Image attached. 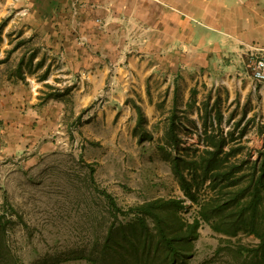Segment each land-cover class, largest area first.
<instances>
[{
	"label": "crops",
	"instance_id": "crops-1",
	"mask_svg": "<svg viewBox=\"0 0 264 264\" xmlns=\"http://www.w3.org/2000/svg\"><path fill=\"white\" fill-rule=\"evenodd\" d=\"M254 49L264 0H0V194L7 169L62 147H84L123 190L147 139L138 107L148 121L196 119L184 112L196 87L248 73Z\"/></svg>",
	"mask_w": 264,
	"mask_h": 264
},
{
	"label": "rangeland",
	"instance_id": "rangeland-1",
	"mask_svg": "<svg viewBox=\"0 0 264 264\" xmlns=\"http://www.w3.org/2000/svg\"><path fill=\"white\" fill-rule=\"evenodd\" d=\"M248 73L213 75L197 86L192 94L195 104L184 110L199 112L196 119L180 114L183 110L174 118L175 126L168 120L144 118L140 132L147 139L126 157V162L133 158L129 161L132 168H128L130 183L123 190L116 183L102 182L92 165L96 163L84 158V147L58 148L35 165L7 169L0 194L7 241L1 264H161V249L151 253L147 262L129 255L125 241L124 247L112 245L104 250L108 232L133 220L132 214L124 215L130 208L155 199L184 200L179 208H167L163 214L173 227L180 229L181 223L198 217V206L185 198L172 162L175 147L180 151L204 147L205 128L217 138L221 133L228 141L226 147H247L256 158V151L264 147V85L252 82ZM243 76L245 80L240 81ZM156 90L154 80L150 95L156 96ZM160 107L166 109L164 104ZM160 129L163 134H159ZM136 158H141V165ZM105 193L115 199L120 212ZM197 233L182 264L253 262L252 256L240 251L242 245L255 247L258 240L253 236L240 233L228 237L206 222ZM115 248L120 252L115 253Z\"/></svg>",
	"mask_w": 264,
	"mask_h": 264
},
{
	"label": "trees",
	"instance_id": "trees-1",
	"mask_svg": "<svg viewBox=\"0 0 264 264\" xmlns=\"http://www.w3.org/2000/svg\"><path fill=\"white\" fill-rule=\"evenodd\" d=\"M138 111L141 127L144 116L141 108L138 107ZM207 121L208 117L204 124L207 125ZM205 134L204 147L185 151L175 147L172 162L173 173L180 181L185 198L198 206V217L181 223L178 229L163 214L167 208H179L184 200L155 199L143 203L124 213L132 214V221L117 230L110 228L104 250L111 249L112 245L124 247L125 241L128 243L125 251L139 262H147L151 253L155 255L161 249L164 252L161 264H182L189 257L188 251L193 248L199 227L206 222L214 231L228 237L240 233L253 236L258 240L255 247L242 245L240 251L253 257L251 264H264V147L256 151L254 159L253 151H248L247 147H226L228 141L221 133L217 138L209 135L205 128ZM105 194L112 207L120 212L115 199ZM4 218L0 215V264L7 247ZM114 252H120L119 248Z\"/></svg>",
	"mask_w": 264,
	"mask_h": 264
},
{
	"label": "built area",
	"instance_id": "built-area-1",
	"mask_svg": "<svg viewBox=\"0 0 264 264\" xmlns=\"http://www.w3.org/2000/svg\"><path fill=\"white\" fill-rule=\"evenodd\" d=\"M249 68L254 83L264 85V51L254 49L249 55Z\"/></svg>",
	"mask_w": 264,
	"mask_h": 264
}]
</instances>
